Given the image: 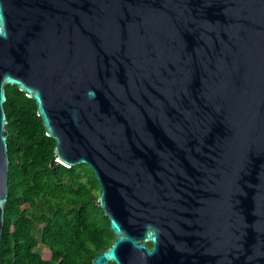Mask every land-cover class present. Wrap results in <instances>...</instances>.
<instances>
[{
    "label": "water",
    "instance_id": "water-1",
    "mask_svg": "<svg viewBox=\"0 0 264 264\" xmlns=\"http://www.w3.org/2000/svg\"><path fill=\"white\" fill-rule=\"evenodd\" d=\"M6 86L96 175L92 264H264V0H0L1 233Z\"/></svg>",
    "mask_w": 264,
    "mask_h": 264
},
{
    "label": "trees",
    "instance_id": "trees-1",
    "mask_svg": "<svg viewBox=\"0 0 264 264\" xmlns=\"http://www.w3.org/2000/svg\"><path fill=\"white\" fill-rule=\"evenodd\" d=\"M6 93L10 169L0 264H92L115 239L97 205L94 171L58 163L36 102L16 86Z\"/></svg>",
    "mask_w": 264,
    "mask_h": 264
},
{
    "label": "flooded vegetation",
    "instance_id": "flooded-vegetation-1",
    "mask_svg": "<svg viewBox=\"0 0 264 264\" xmlns=\"http://www.w3.org/2000/svg\"><path fill=\"white\" fill-rule=\"evenodd\" d=\"M112 234H113V233H112ZM113 236H114V235H113ZM114 238H115V237H114ZM114 242H115V239H114ZM148 247L152 249V248H153V245H152V244H148ZM105 249H106V248H105ZM109 264H115V263H113V262H109Z\"/></svg>",
    "mask_w": 264,
    "mask_h": 264
}]
</instances>
